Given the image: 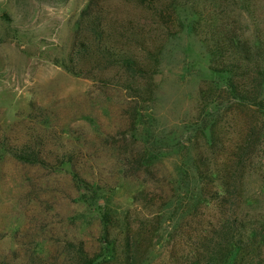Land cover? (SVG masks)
<instances>
[{
	"label": "rangeland",
	"instance_id": "1",
	"mask_svg": "<svg viewBox=\"0 0 264 264\" xmlns=\"http://www.w3.org/2000/svg\"><path fill=\"white\" fill-rule=\"evenodd\" d=\"M88 1L0 0V263L71 264L68 242L82 240L98 264H117L102 238L106 210L118 236L129 228L151 237L141 264H170L181 248L176 230L195 205L213 215L201 198L195 146L210 141L214 124L226 145L234 136L224 103L199 105L203 84L222 88L228 79L211 69L203 31L224 18L264 33V0H245L248 12L243 0H180L177 23L161 31L129 2L101 0L119 18L143 24L151 50L161 42L149 103L119 86L116 69L90 79L62 67ZM261 100L264 119V87ZM23 143L44 163L6 152ZM61 154L72 165H59ZM71 167L87 182L76 183ZM239 213L264 220V136L243 179Z\"/></svg>",
	"mask_w": 264,
	"mask_h": 264
},
{
	"label": "trees",
	"instance_id": "2",
	"mask_svg": "<svg viewBox=\"0 0 264 264\" xmlns=\"http://www.w3.org/2000/svg\"><path fill=\"white\" fill-rule=\"evenodd\" d=\"M122 1L150 14L159 31L170 30L172 22L177 23L174 9L180 0ZM242 5L241 9L248 12L244 7L245 0ZM234 22L220 18L210 32L203 31L202 41L211 55V69L226 73L228 79L222 88H216L210 82L203 84L199 99L201 107L214 101L226 105L233 122L231 135L234 137L226 145L214 124L210 141L202 138L196 143L194 167L201 198L206 207H213L214 212L208 217L198 212L200 203L195 205L194 211L176 230L181 248L171 253L170 264H227L229 258L231 264H264V220L239 213L243 179L264 136V119L260 117L264 33L256 30L248 34ZM137 23L139 21L114 15L105 1L89 0L75 20L71 49L61 60L62 67L72 75L90 79L97 73L116 69L124 77L122 81L117 78L119 86L131 90L134 94L131 96H137L141 102L149 103L154 91L153 76L159 66L161 42L154 51L151 50L150 43L154 38L149 37L143 24ZM178 26L181 28L179 22ZM6 152L23 163H44V157L28 143ZM55 157L59 165L73 163L68 154ZM138 161L141 163L140 159ZM72 172L76 183L87 182L78 171ZM100 222L102 238L113 250L112 259L117 264H141L151 246V237L140 233L132 235L129 228L123 231V236H118L115 231L120 225L106 210L100 213ZM68 244L71 264H98L82 240Z\"/></svg>",
	"mask_w": 264,
	"mask_h": 264
}]
</instances>
